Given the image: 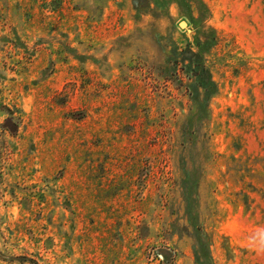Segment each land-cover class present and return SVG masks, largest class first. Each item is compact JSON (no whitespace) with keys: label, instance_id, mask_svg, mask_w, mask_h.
Returning a JSON list of instances; mask_svg holds the SVG:
<instances>
[{"label":"rangeland","instance_id":"rangeland-1","mask_svg":"<svg viewBox=\"0 0 264 264\" xmlns=\"http://www.w3.org/2000/svg\"><path fill=\"white\" fill-rule=\"evenodd\" d=\"M0 264H264V0H0Z\"/></svg>","mask_w":264,"mask_h":264},{"label":"trees","instance_id":"trees-1","mask_svg":"<svg viewBox=\"0 0 264 264\" xmlns=\"http://www.w3.org/2000/svg\"><path fill=\"white\" fill-rule=\"evenodd\" d=\"M191 55H193L196 59H194V62H198L200 60V57L197 53H190ZM196 65V63H195ZM200 65V74L199 77L201 78V80L203 81L201 84V87L203 88L204 91V96H205V101L202 103L201 108L204 109V111L206 112V101L208 100V96L214 91V82L211 80V78L208 76V70L202 66V64H200V62L198 63V66ZM198 66L196 68H198ZM194 68V72L195 75L197 74V69Z\"/></svg>","mask_w":264,"mask_h":264},{"label":"water","instance_id":"water-1","mask_svg":"<svg viewBox=\"0 0 264 264\" xmlns=\"http://www.w3.org/2000/svg\"><path fill=\"white\" fill-rule=\"evenodd\" d=\"M183 23H185V21H181V22L179 23V25H180L181 27H185L186 25H185V24L182 25Z\"/></svg>","mask_w":264,"mask_h":264},{"label":"bare ground","instance_id":"bare-ground-1","mask_svg":"<svg viewBox=\"0 0 264 264\" xmlns=\"http://www.w3.org/2000/svg\"><path fill=\"white\" fill-rule=\"evenodd\" d=\"M183 24H184V23H183ZM183 24H182V25H183Z\"/></svg>","mask_w":264,"mask_h":264}]
</instances>
